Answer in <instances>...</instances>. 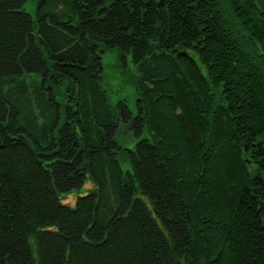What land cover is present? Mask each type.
Listing matches in <instances>:
<instances>
[{
  "label": "trees",
  "instance_id": "trees-1",
  "mask_svg": "<svg viewBox=\"0 0 264 264\" xmlns=\"http://www.w3.org/2000/svg\"><path fill=\"white\" fill-rule=\"evenodd\" d=\"M28 1L0 0V264H264V0Z\"/></svg>",
  "mask_w": 264,
  "mask_h": 264
},
{
  "label": "rangeland",
  "instance_id": "rangeland-1",
  "mask_svg": "<svg viewBox=\"0 0 264 264\" xmlns=\"http://www.w3.org/2000/svg\"><path fill=\"white\" fill-rule=\"evenodd\" d=\"M114 0H107V6L110 5ZM150 1V0H145ZM36 9V1L30 0L24 5V10L27 13L34 14ZM103 56V83L105 88L108 91L111 101L114 104H117L120 101H126L129 108L135 113L137 101L140 99V93L138 91L137 85V71L135 65L132 61L131 56L124 57L121 55L118 49L116 50H106ZM204 72V71H203ZM25 79L28 81V87L31 92L35 95L34 88L32 87V82L34 80H41L40 77L36 75L26 76ZM1 85V83H0ZM6 90L9 89L5 86ZM11 88V87H10ZM57 92L56 95L59 96L60 104L64 107L66 104L64 98V87L59 88L55 86ZM46 94H50L48 90L44 91ZM36 97V96H35ZM36 112H40L43 109L47 108L44 100L36 99ZM35 103V102H34ZM126 169V167H125ZM91 185H88L90 187ZM82 193H85L83 190ZM76 196V194H75ZM66 202L73 203L74 196L69 195L66 198Z\"/></svg>",
  "mask_w": 264,
  "mask_h": 264
}]
</instances>
